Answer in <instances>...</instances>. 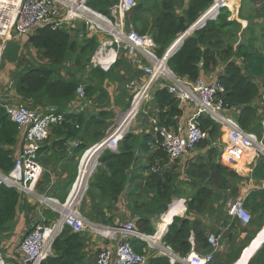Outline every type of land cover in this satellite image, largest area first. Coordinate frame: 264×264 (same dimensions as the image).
Masks as SVG:
<instances>
[{"label":"trees","instance_id":"trees-1","mask_svg":"<svg viewBox=\"0 0 264 264\" xmlns=\"http://www.w3.org/2000/svg\"><path fill=\"white\" fill-rule=\"evenodd\" d=\"M212 1L189 0L182 17L176 14V10H182L186 0H136V6L126 15V22L131 23L135 31L141 35L149 33L157 46V56H161L179 35L186 32L198 20ZM245 1H242L243 12L239 13V18L252 20L257 15V12L251 10L255 4L251 2L245 9L247 2ZM117 2L118 0H90L89 6L100 13L109 15L110 9ZM245 12H247L246 15ZM147 14L153 16L148 32L147 22H142L141 28L139 27L142 16ZM229 16L230 12L227 9H221L214 21H207L204 27L186 37L177 52L169 58L167 66L176 76L192 83L202 74H209L223 67L218 81L224 89L222 99L225 108L235 110L237 115L234 118L240 127L254 133L261 140L262 130L258 108L253 103L259 96L256 81L264 79V54L248 51L246 47L248 44L242 40L239 41L238 34L242 26L236 21H229ZM79 33L83 31L77 29L75 39L72 40L71 35L64 30L40 29L25 40L31 49L41 52L42 59L47 63L60 66L73 58L76 67H83V63L90 61V57L99 44L96 37H84L82 43H78L76 38H79ZM238 41L239 43L235 46L234 42ZM9 45L15 44L7 43L2 57L4 66L8 63L13 64L17 55L18 47H14L9 53ZM237 61L240 64L236 63ZM122 71L126 75L133 74V77L138 75L134 74L127 61L122 59H119L108 72L96 68L88 71L92 83L85 85L83 89L95 110L88 115L84 112L72 114L62 112L63 107L76 98V91L81 85L77 79H64L58 70L53 68L30 67L25 70L11 71L13 93L3 96L5 100L12 99L37 112L40 109L45 110L49 106H55L56 109L53 112L63 115L62 122L50 128L48 139L42 143L38 151L37 161L44 171L35 185V191L48 194L47 196L61 202L66 199L70 184L76 177L79 158L86 150L103 140L112 127L115 114L114 111L109 110L110 97L103 84L106 81L122 82L124 77L119 75ZM118 99L121 101H114L113 105H120L125 100L123 108L128 109L130 96L127 90L121 89ZM150 103L158 112L157 117L153 116L158 120V124L169 129L174 128L178 118L182 116V110L178 101L168 93L167 89L158 87L152 90ZM197 122L201 130L207 132L208 137L200 141L195 149L205 151V154L199 156L197 162L189 164L183 173H176V164L169 165L165 151L154 145L150 132L142 131L136 134L131 130L127 131L123 139L118 142L117 153L104 150L100 154L97 170L89 180L86 197L81 206L83 215L89 201L91 212L87 215L99 222L95 224L107 227L117 226L115 224L117 216L115 217L112 213L105 215L104 210L112 211L129 185L125 209L134 222H128L140 234L154 236L155 224L167 211L169 205L186 194V189L176 184L183 175L187 180V188L190 189L186 199V216L173 218L161 242L164 246L170 247L180 258L186 257L192 249L200 255L210 253L212 247L208 243V238L214 231L209 226L214 221L223 227L228 226V232L234 228L233 222L228 223V203L237 199L240 185L245 178L220 162V149L214 146L221 136L219 125L204 115H200ZM18 136L19 131L16 125L8 119L3 108L0 107V172L3 174H8L14 167L13 154ZM50 140H53L52 144ZM70 142L75 145L69 146ZM137 150L140 153L153 151L149 155L147 167L143 168V170H149L147 175L141 176L142 179L139 178L141 180L139 191L136 190L138 178L132 179L133 175H130V171L136 164ZM259 158L252 172V178L257 181L264 180V156ZM64 159L71 161V165L67 162L60 164V169L65 170L67 174L53 185L52 174L47 167H55ZM51 189L52 192L49 193ZM95 189L99 191L98 194L95 193ZM148 193H152V197L143 196ZM134 196H142L144 199L139 202L134 201ZM23 202L25 201L22 194L16 189L0 186V240L13 234L17 211L22 209ZM244 207L249 209V213L253 216L249 223L252 229H241L240 232L246 233L241 241H236V237H230L226 253H217L214 261L212 259L209 264L236 262L241 251L262 228L264 190L251 191L244 199ZM43 212L53 220L56 217L49 214V211L43 210ZM201 216L210 219L209 225L200 220ZM86 219L92 222L87 217ZM119 222L125 223L122 220ZM86 232L75 233L69 227H65L52 243L51 256L47 257L42 264H88L85 248L89 239L86 237ZM191 237L194 240V247L190 243ZM130 244L137 254H144L148 250L147 244L140 239L133 238ZM146 264L170 263L165 256L150 252L147 255ZM247 264H264V243Z\"/></svg>","mask_w":264,"mask_h":264},{"label":"built area","instance_id":"built-area-1","mask_svg":"<svg viewBox=\"0 0 264 264\" xmlns=\"http://www.w3.org/2000/svg\"><path fill=\"white\" fill-rule=\"evenodd\" d=\"M89 1L0 0V66L7 43L13 37L14 40L16 37L27 38L40 29L64 30L69 35L75 34L77 29H83L90 38H97L99 35L105 37L104 40L98 41L99 45L90 59L93 67L108 72L116 64L119 56L124 54L133 67L142 71L141 79H133L126 84V90L130 93V104L124 113L123 121L119 124L115 122L105 138L81 156L76 178L66 199L61 202L45 195L35 196L36 201L48 207L56 217L49 224L37 223L30 227L18 246L20 264H42L51 256L52 243L65 227H69L75 233L84 232L87 228L95 229L79 211L82 198L88 189V175L93 166L89 164L86 167L82 180L76 187L83 156L93 149L96 153L93 164H96L104 150H117L118 142L128 131V125L138 117L144 104L150 100L155 83L161 82V87L167 89L178 101L182 111L189 110L188 118L170 129L160 126L156 117L150 119V134L154 139V145L165 151L169 163L187 155L200 141L208 137L207 132L202 131L198 125L197 118L200 115L219 125L226 141L222 155L224 154L225 161L229 164L235 166L243 161V158H249L248 161L253 162L256 157L264 156V117L260 120L262 139L259 140L254 133L243 130L234 116L229 114L231 110L225 108L222 99L224 89L218 81V75H206L192 83L176 76L167 66L169 58L177 52L186 37L204 27L207 21H214L221 9L237 14L236 2L242 0H213L196 23L179 35L161 56H157V46L150 36L137 33L134 26L126 22V15L136 6V0H118L110 9L109 15L92 9ZM76 93L79 100L86 99L81 86ZM261 98L264 102V89ZM0 107L16 125L23 141L19 153L14 158L13 169L8 174L0 172V186L14 188L22 195H35V185L43 173V168L37 161L38 151L42 143L48 139L50 128L60 124L63 115L33 111L12 99L7 101L1 95ZM228 215L243 226L249 225L252 218L242 199L228 203ZM114 229L119 233L115 245L99 250L96 264H145L147 258L144 254L134 252L130 244L133 238L144 241L148 244L147 247L156 250V255L165 256L170 264L176 262L209 264L218 248V239L211 235L208 238V243L212 247L210 253L180 258L170 247L162 244L163 235L157 236L158 232L154 236H144L137 232L130 222ZM109 230L111 229H104L102 234L107 237L106 233Z\"/></svg>","mask_w":264,"mask_h":264},{"label":"crops","instance_id":"crops-1","mask_svg":"<svg viewBox=\"0 0 264 264\" xmlns=\"http://www.w3.org/2000/svg\"><path fill=\"white\" fill-rule=\"evenodd\" d=\"M188 1L189 0H186V4L184 5V8L182 10H176V14L177 15H180L182 17L184 16L183 14H185V12H186L187 2ZM242 1L236 2L237 6H238V9H239V12L237 14L236 13H231L229 10H227V11L230 12V16H229L228 20L229 21H236V22H238V23L241 24L242 29H241V32L238 34L239 37H240L239 38V41L242 40L243 42H246L248 44V46H246V47L248 48V51L249 52H251V53H257V54L258 53L264 54V0H246V1L249 2V4L251 2L255 4L254 5V8L251 9V10H253L254 12H257V15L254 18H252V20H250L248 18L241 20L239 18V13L242 14V12H243L242 11L243 6L241 5L242 4ZM252 6H253V4H252ZM246 8H248L247 5L245 6V9ZM244 14L246 15L247 12H245ZM81 30L83 31V35H84V36H82V39L85 36L89 37L88 35H86V33H85V31L83 29H81ZM146 34H143V35H146ZM71 37L74 38L75 37V34L71 35ZM78 37L80 38L79 34H78ZM79 38H76V39L78 41H80ZM104 38L105 37L99 35L97 37V41H102V40H104ZM239 41L235 43V46L239 43ZM119 59H122V60L127 61V63L132 68L133 73L134 74H138L136 77H133L130 80H133V79H141V77H142V71L139 70V69H137V68H135V67H133L131 61L129 60V58L125 57L124 54H121L119 56L118 60ZM118 60H117V62H118ZM236 63L240 64L239 61H237ZM143 64H145V62ZM90 66L93 69L95 68V67H93L91 65V60H90ZM96 69H99V68H96ZM222 69H223V67H219L217 71L215 70V71H213L212 73H209V74H202L200 77H204L206 75H216V76L218 75V76H220L222 74ZM101 71H103V70H101ZM103 72H105V71H103ZM130 80H127L126 81V84ZM256 84H257V86L259 88V96L254 101L253 104L255 106H257V108H258L259 123H260V120L262 119V117H264V102H263V100L261 98V93H262V90L264 89V79H258L256 81ZM154 86H156L155 88L153 87L154 89H156L158 87H161V82L155 83ZM154 89H152V90H154ZM124 90H126V89H124ZM120 91H121V89L120 90H114L113 89L111 91V93H112V96L114 98L111 99V96L109 94L110 91L107 90V92L109 94V97H110V109L109 110H111L112 112L114 111V114H115L114 120H116V115L118 113H122L123 114L127 110V109L124 110V108H123V105L125 103V100L122 101L120 103V105H117V106H114L113 105L114 101H116V102H117V100H120L121 101V99H118L119 98ZM151 93H152V91H151ZM150 100L152 101V97H150ZM148 102H146L144 104V106H146V104ZM129 104H130V100H129ZM49 107H54V109H52V108L50 109ZM49 107H47L45 110L40 109L39 112L40 113L53 112L56 109L55 106H49ZM94 111L95 110H94V106L92 104V101L89 100V99H87V98L85 100H79V98L77 96V93H76L75 100L72 101L71 103L67 104L66 106H64L63 107V110H62V112L63 113H66V114L84 112L87 115L90 114V113L91 114L94 113ZM154 112H155V116H156V114L158 113L157 110L154 109ZM229 114L231 116H234V117L237 115L236 112H235V110L229 111ZM188 116H189V110H183L182 111V116L178 118L177 123L186 120L188 118ZM137 120H138V118L134 119L128 125V130H131L134 133L139 134V133L142 132V127L139 126L141 122L140 121H137ZM177 123H176V125H177ZM114 125H115V122H113L112 127ZM147 131L149 132V130H145V132H147ZM21 136H22V134L19 133L17 144L14 147V154H13V157L14 158L19 153V151L21 149V146L23 145V141H22ZM221 137H222V140H221ZM51 141L52 140H50V144L53 143V142L51 143ZM225 142L226 141L223 138L222 133H221V136L219 138V141H217L214 144V146H217L220 149V151H219L220 162L223 165H225L228 168H230L233 171H235L241 177H244L245 178L244 179V182L240 185V191H239V195H238L237 199L244 200L251 191L256 190V189H263L264 190V180L257 181V180H254L252 178V172H253L254 168L256 167V165H257V163H258V161H259L260 158L259 157H256L253 162H249L248 161L249 158H243V161H241L240 163H238L235 166L233 164H229L228 162L225 161L224 154L222 155V152H223L222 150H223V147L225 146ZM70 143H72V142H70ZM72 144L75 145L74 143H72ZM68 145H69V143H68ZM73 145H69V146H73ZM117 152H118V149L116 151H112V153H117ZM152 152L153 151H149V152H146V153L145 152L140 153L137 150V154H136V158H137L136 164H135L134 168L132 169V171H130V175H133L132 179L138 178L137 181H136V186H137V189L136 190L137 191L140 190V186H141V184H140L141 183V180L140 179H142V178H140V177L141 176L143 177V176L147 175V172L149 171V170L148 171L143 170V168L144 167H147V164H148V161H149V155H151ZM204 154H205V151H197L194 148L187 155L183 156L182 158L176 160L173 163H169V165L170 166H173V165L176 164L175 165V167H176V173L177 172H179V173L182 172L183 173V171L186 170V167L189 164L197 162L198 157L199 156H203ZM67 160L68 159L61 160V162H59L57 164V166H55V167H50V166L47 167L51 171V174H52V184L53 185H55V183L57 181L63 179L66 176L67 172L65 170H61L60 169V164L63 163V162L64 163L67 162L69 165H71V161H67ZM165 167H167V165H165ZM152 170H154V168ZM74 180H73V182H74ZM73 182L70 184L69 191H70V188H71ZM142 183H144V181H142ZM176 184L178 185V187H182V188L186 189V194L184 196H182L181 198H179V199H175L169 205L167 211L160 217V219L158 220V222L155 224L156 233L158 231H160V233L158 232L159 235L157 233V236H160L161 234L162 235L164 234V232L167 230L168 225L171 224V222H172V220H173L174 217L185 218V216H186V212H187L186 211V199H187V197L190 194V189L187 188V180H185V178H184L183 175L181 176L180 179H178L176 181ZM129 187L130 186L127 185L124 193L121 195V197L118 200V203L115 205V207L112 209V211L108 212V211L104 210L105 215L106 214L107 215H110V213H112V215H114L115 217L117 216L115 218V224L117 226H120V225L124 224V223L119 222L121 220L124 221L125 223L128 222V221H132L129 218V213L125 209L126 195H127L128 191H129ZM69 191H68V193H69ZM51 192H52V189L49 190V193H51ZM95 193L98 194L99 191L97 189H95ZM34 194L35 195H32V194L31 195H25V194L22 195L25 202L22 203V209H20V210L17 211L14 233L11 236H8L6 238L7 240L1 241L4 237L0 240L1 241L0 242V249L2 251V253H0V257H1L0 262H2V264H20V262H21L20 261V256H19V253H18V246H19V243L21 241L14 248L12 247V243H11L13 241V238H15V235L17 233V230H18L20 224H23V225L25 224V226H24L25 227L24 228V230H25L24 235H25L27 233V231L30 229L31 226H33V225H35L37 223H44V224H46V222H49L50 223V222L53 221V219L49 218L43 212V210L49 211V214H52V215L56 216L55 213L52 212L48 207H46L44 205H41L40 203H38L36 201L37 199H36L35 196H38V195H45V196H47L48 194H41V193H38L37 191H34ZM143 196L152 197V193L144 194ZM47 197H49V196H47ZM142 199H144V198H142V196L141 197L134 196V201H138L139 202ZM90 212H91V203L89 201H87V206H85V214L84 215L89 220H91L92 222H94V223H92V222L89 221L90 223H92V225L95 227V229H90V230L88 229V230H86L87 232L85 234H86V237L89 239V242L87 243V246L85 248V253H86V256H87V259H88L87 260L88 261V264H96L95 263V261H96V255L99 252V250H101L103 248H106V247H112V246L115 245V242H112L110 239H108L107 237H105L102 234V231L103 230H97V228L110 229V227L103 226V225H100V224H95V223H99V222L97 220H95V219H91L87 215ZM199 218H200L201 221H203V222H205L206 224L209 225V222H210L209 221L210 220L209 218L204 217V216H201ZM228 219H229L228 223H232L233 222L235 224L234 228L231 229L230 232L227 231L228 230V226L223 227L222 225L217 224L214 221H212V223L209 226V227L212 228V231H214L212 234L218 239V248L216 249V252L214 253L213 261L215 259V255L217 253H221V254L226 253L227 248H228V245H229V238L230 237H232V236L233 237H236V241H241V240H243L245 238V235H246L245 232H240L241 229L242 230H244V229L251 230L252 229L251 228L252 226H250V225L249 226L248 225L247 226H243V225H241L239 223L238 220L232 219V217H230L229 215H228ZM132 222H134V221H132ZM238 223L240 224V226H239ZM117 226H115V227H117ZM23 237H22V239H23ZM263 239H264V236L261 233L252 242L250 240L249 244L251 243V245L248 244V247L249 246L250 247L247 248V249H245L246 251L244 250L245 252H244L243 256L239 259V261H238L237 264H247L250 255L252 254V252L255 249H258V247L260 245V242ZM190 243H191L192 247H194L193 237L190 238ZM152 253H157V252L155 250V252H152ZM2 254H3V256H2ZM189 255L190 256H192V255H197L198 256L200 254L198 252H196L194 249H192L191 252L187 256H189Z\"/></svg>","mask_w":264,"mask_h":264},{"label":"rangeland","instance_id":"rangeland-1","mask_svg":"<svg viewBox=\"0 0 264 264\" xmlns=\"http://www.w3.org/2000/svg\"><path fill=\"white\" fill-rule=\"evenodd\" d=\"M245 5L249 6V2L247 1ZM238 12H239V9H238ZM142 17H143V19H142L141 23H139V27L142 26V22L143 23L147 22L148 23L147 32H148L150 27H151V24L153 22V16L151 14H147V15H143ZM241 29H242V27H241ZM146 35H149V33L146 34ZM79 36H80V38H79L80 41H78V43H82V41L85 39L84 37L82 39V36H84L83 33H79ZM85 37L87 38V36H85ZM25 39H28V38H17L16 37V40H14V37H13L11 42L14 43L15 45H13V46L9 45L8 46V52L9 53L13 50L14 47H18V50H17V55H16L15 60L12 62L13 64H9L8 63V65L5 64V66H4L3 65V61H2V64L0 66V95L1 96L10 95V94L13 93V90L11 88L12 81L10 79L11 71L25 70V69L30 68V67H44V68H53L55 70H58L59 74L62 75L64 79H73V80L77 79L79 81V83L81 84L80 86L82 88H84L85 85H89V84L92 83V81L90 80V78L88 76V71L91 69L90 61H88L87 63H83V67L82 66L76 67L74 65L73 58L67 60L64 64H62L60 66L52 65V64L47 63L45 60L42 59L41 52L29 48V46L26 44V40ZM71 39L73 40V37ZM234 43H236V42H234ZM119 75L121 77H124V80L122 82L121 81H119V82L106 81L103 84V86L106 87V89L108 91H110L109 94L111 96V99L114 98L112 96L111 91L113 89L114 90L127 89L126 86H125L126 85V81L130 80V78L133 77V74L126 75V73H123V72L119 73ZM155 87L156 86H154V88ZM127 92H128V95H130L129 91H127ZM151 97H152V93H151ZM150 102H151V100L147 103L148 105L146 104V106L139 113V115L141 113H144L145 115L144 116L143 115H140V116L138 115V120L137 121L141 122L139 126L142 127V131H145V130H149V132L151 131L150 119L153 116H155V112H154V109L152 108V105H151ZM23 106H25V105L23 104ZM123 118H124V113L123 114L122 113H118L116 115V120H114L113 122H116L117 124H119L120 122L123 121ZM221 140H222V137H221ZM80 158H79V161H80ZM94 158H96V154H95ZM94 160L95 159L91 158L90 164L93 165V166H92V168H91V170L89 172V175H88L87 186H88L90 178L92 177V175L97 170L98 163L93 164ZM79 161H78V165H77V171H78ZM76 175H77V173H76ZM85 197H86V194L82 198L81 205L79 207V211H80V213L82 215H83V213L81 212V206L83 204V201H84ZM251 217L253 219L252 215H251ZM15 223H16V220H15ZM24 226H25V224L24 225L23 224L19 225V228L17 230L15 238H13V241L11 242L13 248L16 247V245L21 241L22 237L24 236V233H25V230H24L25 227ZM88 229L90 230V228H87V230ZM110 229L111 230H109L106 233V235H107L108 239H110L112 242H115V240L119 237V233H118L117 229H114V227H110ZM97 230H104V229L103 228H97ZM7 237L8 236H5L1 241L7 240L6 239ZM149 252H155V249H152V248H150L148 246V250H146V252L144 253V256L146 258H147V255L149 254ZM0 253H2L1 249H0ZM2 256H3V254H2Z\"/></svg>","mask_w":264,"mask_h":264},{"label":"bare ground","instance_id":"bare-ground-1","mask_svg":"<svg viewBox=\"0 0 264 264\" xmlns=\"http://www.w3.org/2000/svg\"><path fill=\"white\" fill-rule=\"evenodd\" d=\"M95 154L96 153H94L93 149H91V150L87 151L85 153V155L83 156L82 162L80 164V177L78 178L76 187L79 186V184L82 180V175L86 171V167H88V165L90 164L91 158L95 159L94 158ZM158 232L160 233V231H158ZM159 233H158V235H159ZM262 235L264 236V231H263Z\"/></svg>","mask_w":264,"mask_h":264},{"label":"water","instance_id":"water-1","mask_svg":"<svg viewBox=\"0 0 264 264\" xmlns=\"http://www.w3.org/2000/svg\"><path fill=\"white\" fill-rule=\"evenodd\" d=\"M196 23V22H195ZM50 109L52 108V109H54V107H49ZM53 142V140L51 141V143ZM69 145H73L72 143H69ZM263 231H264V224H263V226H262V228L257 232V234L254 236V238L251 240V242L254 240V239H256L261 233H263ZM264 243V239L260 242V245H259V247H258V249L261 247V245ZM249 245H251V243L249 244ZM250 247V246H249ZM248 246L247 247H245L242 251H241V253H240V255H239V258H238V260L236 261V262H234L233 264H237L238 263V261H239V259L243 256V254H244V252L246 251L245 249H247V248H249ZM258 249H255L253 252H252V254L250 255V257H249V260L252 258V256L255 254V252L258 250ZM245 250V251H244ZM248 260V261H249ZM248 263V262H247Z\"/></svg>","mask_w":264,"mask_h":264},{"label":"clouds","instance_id":"clouds-1","mask_svg":"<svg viewBox=\"0 0 264 264\" xmlns=\"http://www.w3.org/2000/svg\"><path fill=\"white\" fill-rule=\"evenodd\" d=\"M11 42V41H10Z\"/></svg>","mask_w":264,"mask_h":264}]
</instances>
